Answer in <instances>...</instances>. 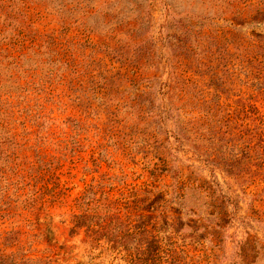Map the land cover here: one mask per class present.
<instances>
[{
	"label": "rangeland",
	"instance_id": "1",
	"mask_svg": "<svg viewBox=\"0 0 264 264\" xmlns=\"http://www.w3.org/2000/svg\"><path fill=\"white\" fill-rule=\"evenodd\" d=\"M4 5L0 264H127L69 234L100 183L162 193L186 264H264V0Z\"/></svg>",
	"mask_w": 264,
	"mask_h": 264
},
{
	"label": "trees",
	"instance_id": "2",
	"mask_svg": "<svg viewBox=\"0 0 264 264\" xmlns=\"http://www.w3.org/2000/svg\"><path fill=\"white\" fill-rule=\"evenodd\" d=\"M5 2L0 0L4 15ZM115 190L100 183L76 199L80 212L73 215L70 236L83 232L92 250L111 252L127 264H147L159 256L171 257L167 264H186L180 259L185 252L178 242L181 226L169 214L170 201L157 191L139 188L116 196Z\"/></svg>",
	"mask_w": 264,
	"mask_h": 264
}]
</instances>
